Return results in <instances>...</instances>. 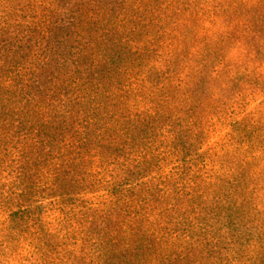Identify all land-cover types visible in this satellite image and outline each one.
<instances>
[{
  "label": "trees",
  "instance_id": "trees-1",
  "mask_svg": "<svg viewBox=\"0 0 264 264\" xmlns=\"http://www.w3.org/2000/svg\"><path fill=\"white\" fill-rule=\"evenodd\" d=\"M263 73L264 0H0V264H264Z\"/></svg>",
  "mask_w": 264,
  "mask_h": 264
},
{
  "label": "rangeland",
  "instance_id": "rangeland-1",
  "mask_svg": "<svg viewBox=\"0 0 264 264\" xmlns=\"http://www.w3.org/2000/svg\"><path fill=\"white\" fill-rule=\"evenodd\" d=\"M253 87L257 88L258 91L264 90V78L254 77L250 81V83H248V89L253 88ZM257 106H258V103L253 104L252 106H250L248 111L254 110ZM219 137L217 139H214L210 143V145L205 147L202 151H205V150L209 149V147H211V145H213L214 143H216L218 141ZM210 149H213V148H210ZM234 150L235 149L224 148L222 146V144H220L219 146L215 147V150H211L210 152L213 153V154H217V155H222V154H224L226 152V154L224 156V159L220 160L218 165H219V167L221 169L223 168V170H227V169L232 168V166L227 164V162H229L230 159H226V157L230 158L231 155L229 154V151H232V154H233ZM255 156L256 157L260 156V158L256 159L255 162H254V160L252 158L248 159V161H249V163H252L255 166L253 168V170L257 169L256 165H258L259 168L261 169V173H260L261 175H260V177L258 179L262 180V182H261L262 189H260L259 186L258 187L254 186L253 187V192H255L254 196H252L251 191L248 194V196L250 198V206H249L248 212H250L252 214L254 213L253 218L258 220V222L252 223V222L248 221V227L247 228L249 230V233L253 234L255 242H258L261 235L264 238V153H261V154L256 153ZM210 162H211L210 159H207V160L204 161L205 164H210ZM221 164H224V165H221ZM219 167H217L218 170H219ZM210 196L211 195H207L206 202L209 201ZM233 223H234V226H233L232 229L233 230L238 229L239 227L237 225V219H234ZM253 249L256 250V248H253ZM243 264H245V262H243Z\"/></svg>",
  "mask_w": 264,
  "mask_h": 264
}]
</instances>
